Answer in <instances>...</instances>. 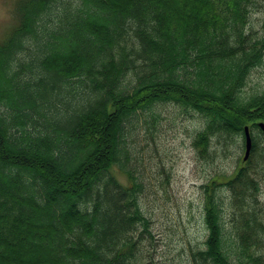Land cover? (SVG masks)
Returning <instances> with one entry per match:
<instances>
[{
	"label": "trees",
	"instance_id": "trees-1",
	"mask_svg": "<svg viewBox=\"0 0 264 264\" xmlns=\"http://www.w3.org/2000/svg\"><path fill=\"white\" fill-rule=\"evenodd\" d=\"M255 1L18 0L0 41V264H138L152 232L128 121L161 104L194 111L207 120L202 157L215 136L258 127L264 92L239 95L264 59V37L246 32ZM252 141L225 183L246 259L226 248L212 181L195 264H264V149Z\"/></svg>",
	"mask_w": 264,
	"mask_h": 264
},
{
	"label": "rangeland",
	"instance_id": "rangeland-1",
	"mask_svg": "<svg viewBox=\"0 0 264 264\" xmlns=\"http://www.w3.org/2000/svg\"><path fill=\"white\" fill-rule=\"evenodd\" d=\"M17 2L0 0V41L9 36L17 23ZM246 32L255 41L264 37V0H256L250 6ZM263 92L264 59L250 71L239 95L247 100ZM260 123L264 121H259L250 133L264 149V129ZM206 124L200 114L176 104L157 105L128 121V128L134 133L128 135L127 142L133 152L131 157L136 155V175L145 187L140 207L151 222L152 232V236L145 234L147 239L142 244L138 264H195L193 252L206 248L205 189L212 181L221 184L217 197L222 208L226 248L234 261L236 256L245 258L237 247V210L225 186L248 164L244 161L245 132L232 137L215 136L210 157H202L194 147V140ZM113 173L121 183L129 184L121 170L113 169ZM258 175L255 178L264 212V165ZM256 250L259 252V248Z\"/></svg>",
	"mask_w": 264,
	"mask_h": 264
},
{
	"label": "water",
	"instance_id": "water-1",
	"mask_svg": "<svg viewBox=\"0 0 264 264\" xmlns=\"http://www.w3.org/2000/svg\"><path fill=\"white\" fill-rule=\"evenodd\" d=\"M259 126L264 129L263 123H260ZM245 140H246V144H245L246 152H245V156H244V161H247L250 157L251 150L253 147V141H252V137H251L249 127H245Z\"/></svg>",
	"mask_w": 264,
	"mask_h": 264
}]
</instances>
